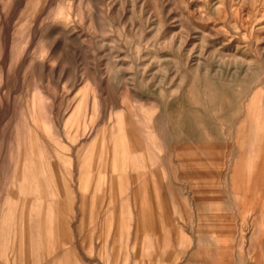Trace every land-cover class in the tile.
<instances>
[{
	"label": "rangeland",
	"instance_id": "rangeland-1",
	"mask_svg": "<svg viewBox=\"0 0 264 264\" xmlns=\"http://www.w3.org/2000/svg\"><path fill=\"white\" fill-rule=\"evenodd\" d=\"M0 264H264V0H0Z\"/></svg>",
	"mask_w": 264,
	"mask_h": 264
}]
</instances>
